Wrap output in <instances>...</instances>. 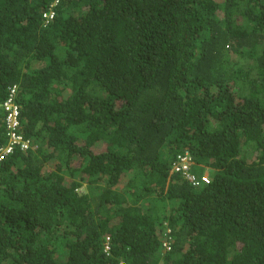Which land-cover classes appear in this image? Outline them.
<instances>
[{"label":"trees","instance_id":"obj_1","mask_svg":"<svg viewBox=\"0 0 264 264\" xmlns=\"http://www.w3.org/2000/svg\"><path fill=\"white\" fill-rule=\"evenodd\" d=\"M13 84L0 264H264V0H0Z\"/></svg>","mask_w":264,"mask_h":264},{"label":"built area","instance_id":"obj_2","mask_svg":"<svg viewBox=\"0 0 264 264\" xmlns=\"http://www.w3.org/2000/svg\"><path fill=\"white\" fill-rule=\"evenodd\" d=\"M51 15V14H50ZM15 96V85L12 86L9 90V94L7 99L3 102L5 109L7 111L6 113V138L7 142L4 146H0V161L6 156V154L12 152L15 145H18L20 148L25 149L27 141L24 140L23 136L20 132L16 131V127L19 125L18 121V105L14 99ZM176 160L173 164V168L182 173L186 174V177L193 183L197 184L198 180L196 177L188 173L187 170L189 168L188 162L190 161V156L187 152L179 153L176 155ZM203 179H206L205 176H203Z\"/></svg>","mask_w":264,"mask_h":264},{"label":"clouds","instance_id":"obj_3","mask_svg":"<svg viewBox=\"0 0 264 264\" xmlns=\"http://www.w3.org/2000/svg\"><path fill=\"white\" fill-rule=\"evenodd\" d=\"M15 84H13V85H11V86H9L8 87V91H7V94H6V97L4 98V100L1 102V104H0V106H1V108H2V111H3V113H4V115H3V119H2V126H3V129H4V135L6 136V134H5V131H6V123H5V121H6V113H7V111H6V109H5V106H4V104H3V102L7 99V97H8V94H9V90H10V88L12 87V86H14ZM16 85H15V96H14V99H15V101H16ZM17 103V102H16ZM18 110H19V105H18ZM18 121H19V125H18V127H16V131H18V132H20L21 133V130H22V124H23V122H22V119H21V114H20V111H19V113H18ZM22 135V134H21ZM23 136V135H22ZM24 138V137H23ZM24 140H26L27 141V144H26V148L25 149H30V148H32V149H35V147H36V144H35V142L32 140V139H30V137L29 138H24ZM6 142H7V138H6ZM6 142H5V144H6ZM5 144H3V145H1V146H4ZM21 149H23V148H21ZM186 152V151H185ZM181 153V152H180ZM188 153V152H187ZM188 155L190 156V161L188 162V165H189V168H188V170H187V172L188 173H191V174H193L195 177H196V179L198 180V183L197 184H193L187 177H186V174H182V173H180L179 172V174L180 175H182L184 178H186V179H188L189 181H190V183L192 184V185H195V186H198V185H202V184H204V183H207L208 182V179H209V169H204V171L200 174V175H198V174H196L195 172H194V168H193V165H194V159H193V156L190 154V153H188ZM177 158V157H176ZM176 160V159H175ZM175 160H174V162H175ZM203 176H205L206 177V179H203ZM169 231V228H166L165 229V232H168ZM164 232V233H165ZM162 234V235H161ZM160 234V237H161V240H162V244H163V248L165 247V248H169V242H170V240H169V237H165V235L163 234V233H161ZM162 236H164V237H162ZM107 246V244L105 245V247Z\"/></svg>","mask_w":264,"mask_h":264},{"label":"rangeland","instance_id":"obj_4","mask_svg":"<svg viewBox=\"0 0 264 264\" xmlns=\"http://www.w3.org/2000/svg\"><path fill=\"white\" fill-rule=\"evenodd\" d=\"M100 143H98L99 145L95 146L93 148V150H97L98 151V150L104 149V146H105L104 143H102V142H100Z\"/></svg>","mask_w":264,"mask_h":264}]
</instances>
